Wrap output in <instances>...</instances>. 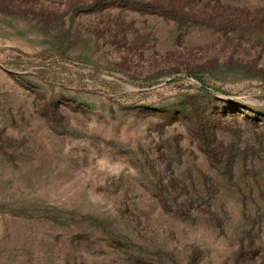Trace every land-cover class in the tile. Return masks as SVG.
Instances as JSON below:
<instances>
[{"label": "rangeland", "instance_id": "rangeland-1", "mask_svg": "<svg viewBox=\"0 0 264 264\" xmlns=\"http://www.w3.org/2000/svg\"><path fill=\"white\" fill-rule=\"evenodd\" d=\"M0 264H264V0H0Z\"/></svg>", "mask_w": 264, "mask_h": 264}]
</instances>
